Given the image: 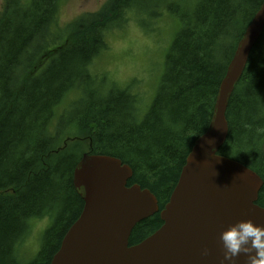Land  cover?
<instances>
[{
  "label": "trees",
  "instance_id": "trees-1",
  "mask_svg": "<svg viewBox=\"0 0 264 264\" xmlns=\"http://www.w3.org/2000/svg\"><path fill=\"white\" fill-rule=\"evenodd\" d=\"M61 1L5 0L0 10V264H23L21 249L29 238H13L18 225L31 232V219L47 220L54 207H33L54 196L70 199L74 214L57 240L55 227H48L28 263L51 264L84 208L73 186L84 154L115 157L130 166L128 186L150 190L164 209L194 143L211 124L239 40L264 2L107 0L99 11L63 26ZM137 15L151 22V31L170 19L175 28L162 80L145 113L137 105L139 95L129 89L98 96L92 75L96 59L110 47L108 34L137 21ZM25 98L30 103L22 111ZM227 120L229 136L219 155L264 181V155L253 146L256 136L264 141V34L230 99ZM63 125L72 132L62 136ZM258 204L264 208V186ZM162 224L159 214L139 223L130 246Z\"/></svg>",
  "mask_w": 264,
  "mask_h": 264
},
{
  "label": "water",
  "instance_id": "water-1",
  "mask_svg": "<svg viewBox=\"0 0 264 264\" xmlns=\"http://www.w3.org/2000/svg\"><path fill=\"white\" fill-rule=\"evenodd\" d=\"M263 33L264 3L237 45L211 124L194 143L163 210L152 192L139 185L127 186L133 171L121 160L105 155L82 157L73 175L84 208L51 264H229L224 261L221 233L240 221L264 225V208L257 204L263 180L219 155L229 136V100ZM156 214L162 227L130 246L135 227ZM231 264H247L246 255L242 253Z\"/></svg>",
  "mask_w": 264,
  "mask_h": 264
},
{
  "label": "rangeland",
  "instance_id": "rangeland-1",
  "mask_svg": "<svg viewBox=\"0 0 264 264\" xmlns=\"http://www.w3.org/2000/svg\"><path fill=\"white\" fill-rule=\"evenodd\" d=\"M106 1L62 0L59 10L60 18H58L64 26L83 13L96 12ZM4 2L5 0H0V10ZM138 16L140 15L136 17L138 22L130 21L126 26L124 25V29H114L113 32L108 34L110 47L96 59L94 63L96 73L92 75L98 96L104 98L110 93H116L120 88L129 89L130 93L142 96V98L137 96V105L145 113L153 102L162 80V66L175 28L173 26L174 21L170 19L168 20V25L163 20L159 23L157 30L151 31V22ZM167 18L168 16L165 19ZM56 31H60L58 27ZM29 103V98L23 99L20 103L21 110H26ZM61 129L63 131L62 136L72 132V129L66 125L61 126ZM257 142H259L258 146ZM261 142L264 141L256 136L253 146L260 150L261 155H264V145ZM85 155L96 156L90 153ZM42 187H46V185ZM54 199V196H49L47 201L33 207L37 211L53 209V207L54 209L46 217L47 220L31 219L30 224L33 223L31 232L28 231L24 223H18L19 225L13 238H22L24 240L29 238L24 242L21 249L25 260L21 259L19 253L21 245L18 248L19 259H21L23 264H28L37 256L44 243L48 227L51 225L55 227L54 240H57L74 214V206L70 204V199L62 198V201Z\"/></svg>",
  "mask_w": 264,
  "mask_h": 264
},
{
  "label": "clouds",
  "instance_id": "clouds-1",
  "mask_svg": "<svg viewBox=\"0 0 264 264\" xmlns=\"http://www.w3.org/2000/svg\"><path fill=\"white\" fill-rule=\"evenodd\" d=\"M220 239L225 250L224 261L229 264L242 253L247 257V264H264V225L240 221L223 231Z\"/></svg>",
  "mask_w": 264,
  "mask_h": 264
},
{
  "label": "bare ground",
  "instance_id": "bare-ground-1",
  "mask_svg": "<svg viewBox=\"0 0 264 264\" xmlns=\"http://www.w3.org/2000/svg\"><path fill=\"white\" fill-rule=\"evenodd\" d=\"M263 3H264V2H263ZM262 5H263V4H262ZM260 8H261V7H260ZM259 10H260V9H259ZM259 10H258V11H259ZM256 14H257V13H256ZM256 14H255V15H256ZM253 18H254V17H253ZM250 23H251V22H250ZM250 23H249V24H250ZM247 27H248V26H247ZM247 27H246V29H247ZM246 29H245V31H244L242 37L240 38L239 42L243 39V37H244V35H245V33H246ZM263 34H264V33H263ZM262 36H263V35H262ZM261 38H262V37H261ZM235 53H236V51H235ZM235 53H234L232 59L234 58ZM249 60H250V56H249L248 60L246 61L247 66H248ZM229 64H230V63H229ZM228 66H229V65H228ZM247 66H246V68H247ZM245 70H246V69H245ZM244 73H245V71H244ZM244 73H243V75H244ZM243 75H242V77H243ZM242 77H241V79H242ZM241 79H240V81H241ZM223 80H224V79H223ZM240 81H239V82H240ZM238 84H239V83H238ZM234 92H235V90H234ZM234 92H233V94H234ZM233 94H232V96H233ZM232 96H231V97H232ZM230 99H231V98H230ZM229 103H230V100H229ZM229 103H228V107H229ZM227 111H228V108H227ZM227 111H226V119H227ZM227 121H228V120H227ZM228 124H229V123H228ZM200 138H201V137H200ZM200 138H198L196 142H198ZM185 165H186V163H185ZM184 167H185V166H184ZM184 167H183V168H184ZM183 168H182V169H183ZM132 171H133V170H132ZM181 172H182V171H181ZM255 173H256V172H255ZM256 174H257V173H256ZM133 175H134V172H133ZM180 175H181V174H180ZM257 175H258V174H257ZM258 176H259V175H258ZM259 177H260V176H259ZM132 178H133V177H132ZM260 178H261V177H260ZM261 179H262V178H261ZM73 186H74V188H75V185H74V175H73ZM263 186H264V181H263ZM263 186H262V188H263ZM262 188H261V190H262ZM75 190H76V188H75ZM147 190H148V189H147ZM261 190H260V192H261ZM76 191H77V190H76ZM149 191H150V190H149ZM150 192H151V191H150ZM77 193H78V191H77ZM78 194H79V193H78ZM79 196H80V195H79ZM80 197H81V196H80ZM79 218H80V217H79ZM77 221H78V220H77ZM77 221H76V222H77ZM76 222H75V223H76ZM75 223H74V224H75ZM74 224H73V225H74ZM73 225H72V226H73ZM72 226H71V227H72Z\"/></svg>",
  "mask_w": 264,
  "mask_h": 264
}]
</instances>
